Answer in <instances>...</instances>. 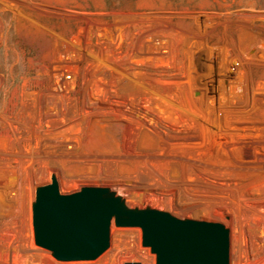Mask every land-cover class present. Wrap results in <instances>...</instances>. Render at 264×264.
<instances>
[{
  "label": "rangeland",
  "instance_id": "rangeland-1",
  "mask_svg": "<svg viewBox=\"0 0 264 264\" xmlns=\"http://www.w3.org/2000/svg\"><path fill=\"white\" fill-rule=\"evenodd\" d=\"M54 174L222 222L230 264H264V0H0V264H156L114 221L96 259L39 246Z\"/></svg>",
  "mask_w": 264,
  "mask_h": 264
},
{
  "label": "water",
  "instance_id": "water-1",
  "mask_svg": "<svg viewBox=\"0 0 264 264\" xmlns=\"http://www.w3.org/2000/svg\"><path fill=\"white\" fill-rule=\"evenodd\" d=\"M113 221L118 226L140 227L143 244L156 255V264H230V230L222 222L132 207L108 186L86 185L62 193L56 174L36 188L35 241L59 260L98 258L110 245Z\"/></svg>",
  "mask_w": 264,
  "mask_h": 264
},
{
  "label": "built area",
  "instance_id": "built-area-1",
  "mask_svg": "<svg viewBox=\"0 0 264 264\" xmlns=\"http://www.w3.org/2000/svg\"><path fill=\"white\" fill-rule=\"evenodd\" d=\"M63 57L70 60V59H73V57H76V53L70 52L67 54H63ZM73 65L74 64L72 62H68V66H65L63 69H61L56 74V78H55L56 87L61 92H68V91L74 89L76 86L75 77L73 74V69L71 67H69V66H73Z\"/></svg>",
  "mask_w": 264,
  "mask_h": 264
}]
</instances>
